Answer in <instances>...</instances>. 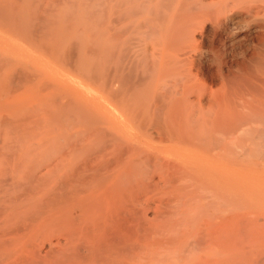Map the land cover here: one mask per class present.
Returning a JSON list of instances; mask_svg holds the SVG:
<instances>
[{"label":"rangeland","instance_id":"1","mask_svg":"<svg viewBox=\"0 0 264 264\" xmlns=\"http://www.w3.org/2000/svg\"><path fill=\"white\" fill-rule=\"evenodd\" d=\"M10 3L11 0H0V225L7 219L11 228L20 225L17 220L31 223L50 210L57 214L56 218L67 210L77 218L79 211L95 206L97 199L107 198L111 201L109 207L131 209L137 214L142 232L154 235L155 264H264V141L259 143L262 139L257 134L261 123L260 126L253 121L252 125L250 120L233 132L234 136L238 134L234 137L236 144L233 142L238 163L230 193L223 191L224 187L215 189L208 180L200 183L199 176L185 164L169 161L167 116H162L164 121L159 122L162 128L163 122L168 123L165 126L168 129L163 132L166 138L159 136L155 117L145 118L147 127L135 128L126 108L111 97L110 89L82 78L96 64L91 55L96 44V50L100 49L98 57L102 56L97 58L96 66L101 67L106 46L102 42L104 36L102 41L100 36L80 37L85 43L80 44L83 53L78 54L77 44L74 47L80 56L77 63L85 73L78 74L75 52L71 55L73 59L63 52L75 45L72 38L76 42L80 38L26 36L21 20L24 8L18 4L21 9L15 7L16 10ZM92 39L96 44L91 43ZM88 44L94 45L90 52ZM66 59H72L73 68ZM102 68H96L99 70L97 76L94 72L96 77H102ZM160 88L157 94L168 91L164 86L165 90ZM126 91L121 88L122 94ZM138 114L144 118L140 111ZM245 125H250L246 131L251 132V127L257 131L252 132L253 137L249 135L252 133H244L247 138H254L253 141L258 137L253 144L255 149L251 138H248L251 145L247 139H240L244 134L239 133L247 128H243ZM242 141L247 142L244 145ZM54 197H58L55 202L49 199ZM45 229L36 231L29 243L46 251L47 237L55 231ZM11 237L14 235L0 236V242L10 241ZM65 239L69 240L67 236ZM65 239L62 246L68 249L72 244ZM2 251L8 250L1 248L0 255ZM158 251L163 253L159 255ZM5 253L0 263L8 258Z\"/></svg>","mask_w":264,"mask_h":264},{"label":"bare ground","instance_id":"2","mask_svg":"<svg viewBox=\"0 0 264 264\" xmlns=\"http://www.w3.org/2000/svg\"><path fill=\"white\" fill-rule=\"evenodd\" d=\"M11 3L12 8L19 9L18 4L24 8L21 20L26 36H100V39L104 36L101 67L96 66L100 49L96 50L95 39L91 40L96 44L91 51L93 64L96 62V68L103 65L104 74L96 77L99 70L91 66L87 75L81 77L90 84L98 82L110 89L111 97L126 108L123 109L133 119L135 128L147 127L145 118L155 117L159 136L166 138L169 134V161L185 164L199 176L200 183L208 180L215 189L224 187L223 191L230 193L238 163L233 154L237 140L234 139L238 137L234 136L235 130L252 120V125L253 121L262 125L258 136L264 135V0H11ZM81 38L77 42H82ZM77 42L72 38L75 45L71 43L72 49L63 52L69 54L74 50L70 56L66 54L67 58H75L71 56L75 52L76 60L83 53L80 44L85 43ZM89 45L88 52L93 47ZM66 61L72 64L69 59ZM74 65H78L75 68L78 74L83 71L78 63ZM163 86L168 91L157 94L156 90ZM121 88L127 91L122 94ZM138 111L144 118H140ZM162 116L169 121L166 135L163 132L168 123L163 122L165 129L159 124L164 121ZM249 127L245 125V130L237 133L257 132L254 127L255 132L252 127L251 132L246 131ZM253 133L249 135L253 137ZM246 136L240 139H247L250 144L251 137ZM260 137L262 141L257 143L264 141ZM251 139L253 146L256 140ZM256 158L260 159L258 155ZM52 198L49 199L55 202L58 197ZM94 205L79 211L77 218L69 210L56 218L57 214L50 210L33 221L30 219L31 223L22 224L26 219L19 218L21 221L17 223L22 225L12 228L7 219V224L0 225V236L14 237L0 242V249L8 250L5 251L8 258L3 257L6 259L0 264H155L154 235L142 232L137 214L131 209L109 207L111 201L107 198L97 199ZM45 228L55 231L47 237L46 251L29 243L36 231ZM64 239L72 244L70 248L64 249ZM43 243L45 248L46 241Z\"/></svg>","mask_w":264,"mask_h":264}]
</instances>
